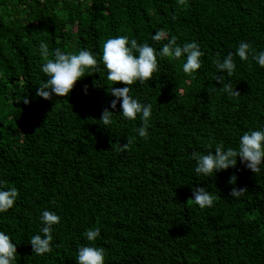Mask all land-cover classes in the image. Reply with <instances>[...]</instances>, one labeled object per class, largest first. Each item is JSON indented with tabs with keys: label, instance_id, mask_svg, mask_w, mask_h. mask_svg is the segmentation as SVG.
<instances>
[{
	"label": "trees",
	"instance_id": "1",
	"mask_svg": "<svg viewBox=\"0 0 264 264\" xmlns=\"http://www.w3.org/2000/svg\"><path fill=\"white\" fill-rule=\"evenodd\" d=\"M156 28L178 44L197 40L204 55L195 76L182 71V58L158 57L149 81L129 85L153 106L147 140L137 136L139 118H123L119 102L109 108L113 82L102 62L67 96H36L45 79L40 40L50 51L89 48L99 60L109 36L159 49ZM241 40L264 50V0H0V188L18 189L0 231L16 243L17 264H76L92 226L101 229L94 243L105 248V264H264V173L237 158L198 175L192 155L220 142L235 147L243 131L264 124V67L234 55L233 74L215 79L213 60ZM226 81L238 96L223 90ZM104 108L116 115L108 129L99 122ZM127 137L136 138L121 150ZM197 185L216 196L212 207L189 200ZM233 187L247 191L231 198ZM45 208L61 221L53 251L37 255L29 240Z\"/></svg>",
	"mask_w": 264,
	"mask_h": 264
},
{
	"label": "clouds",
	"instance_id": "2",
	"mask_svg": "<svg viewBox=\"0 0 264 264\" xmlns=\"http://www.w3.org/2000/svg\"><path fill=\"white\" fill-rule=\"evenodd\" d=\"M152 41H165L159 49L154 48L147 41L138 43L135 37L129 35L109 36L103 42L102 53L97 58V53L89 48H81L75 52L64 51L59 47L49 49L46 40H40L39 55L44 58L39 70L44 74L39 86L36 88V96L46 100L54 96L65 97L73 89L74 84L87 73H99L100 63L103 64L107 80L122 83L123 87H113L108 90L112 96L109 108L115 109L120 105V115L127 120L139 118L141 123L136 128L137 136L145 140L149 137V125L152 117L153 106L130 94L129 85L145 83L158 71V57L182 58V71L185 74L195 76L201 68L204 55L197 40H191L182 44L177 43L175 35H169L166 28H156L151 34ZM234 55L240 60H248L251 56L259 66L264 67V50L255 51L250 41L241 40L235 52L229 51L222 58L217 55L213 60L217 69L215 79L221 83L226 76H231L236 68ZM93 84L95 85L96 82ZM223 90L229 96H238L231 81L223 83ZM82 91L87 94L88 86L84 85ZM23 103L28 104L27 95L22 97ZM109 108H104L99 122L108 129L112 125L114 117ZM136 137H127V142L119 146L121 150ZM195 160L194 172L198 175L213 176L216 172L234 167L237 158L241 164L254 174L264 173V124L250 130L243 131L239 136L235 147L225 146L222 142L214 146L213 151L193 153ZM235 175L230 176L229 183H235ZM246 188L233 187L230 190L231 198H238ZM191 200L201 209L213 206L216 196L206 187L199 185L191 189ZM18 197L16 187L0 188V213H4L13 207ZM39 231L34 233L29 243L32 251L37 255L47 254L53 251L55 226L60 224L61 217L56 211L45 208L41 211ZM101 229L96 226L86 228L83 236L89 243L81 244L76 250V264H105L106 250L94 242L100 237ZM16 243L7 232L0 231V264H17Z\"/></svg>",
	"mask_w": 264,
	"mask_h": 264
}]
</instances>
